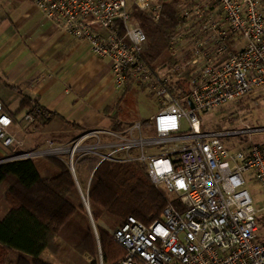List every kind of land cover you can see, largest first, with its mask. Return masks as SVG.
Listing matches in <instances>:
<instances>
[{"label": "built area", "instance_id": "obj_1", "mask_svg": "<svg viewBox=\"0 0 264 264\" xmlns=\"http://www.w3.org/2000/svg\"><path fill=\"white\" fill-rule=\"evenodd\" d=\"M30 1L69 38L110 61L118 91L149 92L159 111L150 117L152 136H144L137 121L122 131H87L69 148L50 143L15 159L64 153L74 169L79 146L95 137L89 149L102 160L124 153L125 159L147 162L166 206L161 218L145 224L130 216L114 232L126 251L120 264H264V205L255 207L245 187L247 179L254 180L264 195V141L242 138L264 128L208 130L201 117L225 105L237 108L254 92L264 95V0H183L170 41L175 62L159 69L143 57L148 39L133 12L158 22L162 0ZM182 82L185 102L171 89ZM25 120L33 122L34 115ZM11 126L0 101V139L6 146L15 142Z\"/></svg>", "mask_w": 264, "mask_h": 264}, {"label": "trees", "instance_id": "obj_2", "mask_svg": "<svg viewBox=\"0 0 264 264\" xmlns=\"http://www.w3.org/2000/svg\"><path fill=\"white\" fill-rule=\"evenodd\" d=\"M182 1L162 0L158 22L141 11L133 12L148 39L143 57L154 69L175 62L170 41L177 32ZM171 89L185 102L188 90L183 82ZM133 91L131 87L125 89L104 107V112L112 117L114 130L122 131L139 120L145 132L151 134V118L133 116ZM18 92L22 95L20 108H31L28 113L34 115V124H45L59 116L21 90ZM239 106L246 105L240 102ZM79 130L78 135L87 132ZM123 154L103 160L94 152L75 156V173L83 196L70 169L69 156L0 162V253L13 254L10 257L8 253L12 264H120L126 251L113 237L114 232L130 216L149 224L162 217L166 206L147 162L125 159ZM83 169L86 179L81 175ZM6 257L2 256L0 263H5Z\"/></svg>", "mask_w": 264, "mask_h": 264}, {"label": "crops", "instance_id": "obj_3", "mask_svg": "<svg viewBox=\"0 0 264 264\" xmlns=\"http://www.w3.org/2000/svg\"><path fill=\"white\" fill-rule=\"evenodd\" d=\"M19 90L59 116L45 124H27L31 108H20ZM122 92L114 86L110 61L69 38L30 0H0V101L12 119L9 133L15 138L10 146L0 139V162L50 143L65 146L81 135L79 129L112 127L104 107Z\"/></svg>", "mask_w": 264, "mask_h": 264}, {"label": "rangeland", "instance_id": "obj_4", "mask_svg": "<svg viewBox=\"0 0 264 264\" xmlns=\"http://www.w3.org/2000/svg\"><path fill=\"white\" fill-rule=\"evenodd\" d=\"M11 1V0H7ZM27 1V0H26ZM212 2V0H210ZM135 92H132V107L131 110L133 112V116L137 119L143 117H150L154 116L159 111V103L157 102L156 98L153 97L149 92L134 89ZM15 95V94H14ZM242 104L246 105L245 107L238 106L237 108L232 105H225L214 109L208 113H204L201 115L203 120V127L208 130H239L248 125L252 128H264V95L258 92H254L249 96H246L244 99L241 100ZM16 104L13 103L11 105L12 108H16ZM152 136L154 133L147 134L144 130V136ZM252 138L253 140L260 142L264 141V131L257 134H245L242 136L244 139ZM76 140V139H75ZM75 140L73 142L65 145L64 147H72L74 145ZM97 143V139L95 137L88 138L85 140L78 148L77 155H82L84 153L90 152L89 146ZM44 147L43 149L48 148ZM42 150V149H40ZM102 149L98 150V153H103ZM62 156H68V154H61ZM44 157L46 155H38L35 157ZM75 157H74V166H75ZM82 177L86 179L87 173L83 169L82 170ZM245 187L249 188L253 195L254 205L255 207H262L264 205V195L261 192V188L259 185L254 183V180L247 179V184ZM82 189V188H81ZM262 220L261 224V232L260 236L264 238V215L260 216ZM3 253V251H2ZM0 253V258L2 256L6 257V262L3 264H12L9 259V252ZM9 253V254H8ZM8 254V255H7ZM13 254H10V257ZM2 264V263H0Z\"/></svg>", "mask_w": 264, "mask_h": 264}, {"label": "water", "instance_id": "obj_5", "mask_svg": "<svg viewBox=\"0 0 264 264\" xmlns=\"http://www.w3.org/2000/svg\"><path fill=\"white\" fill-rule=\"evenodd\" d=\"M188 102H189V106H190L191 108H193V107H194L193 102H192L191 100H189ZM70 169H71V171H72V173H73V175H74V178H75L76 184H77V186H78V188H79V190H80V192H81V194H82V196H83V192H82V190H81V188H80L79 182H78L77 177H76V174H75V168L73 169V168L70 167ZM84 201H85L86 208H87V210H88V212H89V214H90V216H91L90 206H89V204H88V202H87L86 200H84ZM91 219H92V218H91Z\"/></svg>", "mask_w": 264, "mask_h": 264}]
</instances>
